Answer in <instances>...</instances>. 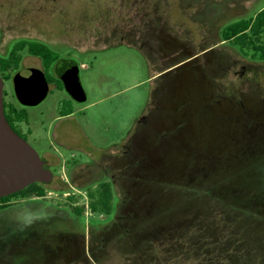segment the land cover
I'll return each mask as SVG.
<instances>
[{"label": "rangeland", "instance_id": "obj_1", "mask_svg": "<svg viewBox=\"0 0 264 264\" xmlns=\"http://www.w3.org/2000/svg\"><path fill=\"white\" fill-rule=\"evenodd\" d=\"M107 1L101 8L103 2L86 0H0V53L19 39H37L79 65L83 103L63 105L65 93L52 89L40 104L23 105L13 79L5 82L6 99L27 112L21 128L30 130L40 155L57 150L85 159L132 135L151 109L165 62L202 55L221 40L225 24L264 6V0ZM218 47L210 62L190 63L165 92L164 102L172 92L178 102L189 98V114L170 122L187 128L169 135L150 128L140 139L130 161L141 155L142 163L130 162L127 175L113 182L119 219L93 231L92 260L71 264H264V61L228 43ZM30 66L40 68L42 60L23 51L20 68ZM69 127L74 148L54 137ZM109 163L100 164L120 171ZM92 169V179L101 178L100 166ZM95 184L70 180L69 196L55 190L61 185L54 180L47 200L83 206L87 220L99 219L86 192ZM207 185L213 196L203 191Z\"/></svg>", "mask_w": 264, "mask_h": 264}, {"label": "flooded vegetation", "instance_id": "obj_2", "mask_svg": "<svg viewBox=\"0 0 264 264\" xmlns=\"http://www.w3.org/2000/svg\"><path fill=\"white\" fill-rule=\"evenodd\" d=\"M220 43L226 44L227 42L221 38L217 44L201 51L202 55L196 54L185 59L177 57L173 62H165L164 66H161L151 89V109L137 120L139 124L134 127L132 135H128L107 150L99 151L95 155H87L85 159H79L76 156L65 158L57 150L54 152L48 150L44 155H41L42 158L46 159L45 167L53 171V181L56 180L61 183L77 179L96 181L95 185L86 188V192L90 188L98 187L103 182H110L114 192V209L110 213H100L101 218L99 219L89 221L83 215L77 214L76 207L70 208L49 203L48 194L23 198L9 197V200L0 202V264H71L79 257L92 260L91 255L94 254L90 239H92L93 231L97 227L109 226V223L119 219L117 215L118 198L115 196L113 184L115 178L119 176L124 178L127 175L130 162L131 164L136 162L137 165H140L143 161L141 155L130 161L133 151L142 143L140 139L142 140L150 128H154L158 133L165 135L172 134L175 129L187 128L185 125H171L170 122L175 120L176 115L189 114V98L178 102L174 100L172 92L169 95L167 93V100L164 102L165 92L168 88L175 86L176 79L190 63L198 60L204 64L210 62L211 56L219 51L218 45ZM217 47L218 49H216ZM167 54L170 55L171 53ZM217 63L219 65L217 73H219L223 65L221 55L218 57ZM40 69L44 71L48 79L50 91L56 89L65 93L66 96L62 99L63 105L69 102L83 103L74 99L59 65L48 68L42 62ZM220 101L218 95L215 102L220 103ZM70 114H66V116ZM12 126L28 140L27 135L29 133L24 132L19 124L13 123ZM54 137L61 147L74 148L77 146V139L70 127L56 131ZM108 160L110 161L109 164H118L120 171L110 173L109 170L115 169L110 167L112 165H107L108 168L100 164L102 161ZM97 166H100L101 172L98 175L101 178L92 179L95 175L92 168Z\"/></svg>", "mask_w": 264, "mask_h": 264}, {"label": "trees", "instance_id": "obj_3", "mask_svg": "<svg viewBox=\"0 0 264 264\" xmlns=\"http://www.w3.org/2000/svg\"><path fill=\"white\" fill-rule=\"evenodd\" d=\"M81 0H79L80 2ZM88 2H103L101 8L105 7L107 0H86ZM106 1V2H105ZM222 40L226 41L235 49L239 50L246 56H251L254 59L264 61V6L256 11L254 14L235 19L224 25L221 31ZM39 57L45 66L52 67L59 65L63 61L59 48L37 39L22 38L14 42L11 49L6 53H0V75L4 78L5 82L12 80L13 76L10 71H19L20 63L22 60V52ZM7 92L4 95V106L6 116L11 123L21 124L28 119L27 112L24 108H19L16 102L8 101L6 99ZM73 112L70 107H67ZM30 132V130H27ZM54 182V181H53ZM52 183L46 184L35 182L28 187L15 192L11 195L0 198V202L9 200V197L16 196L17 198L31 197V196H44L49 191ZM60 187L56 188L57 192L68 193L71 196V191L66 187L67 182H60ZM203 191L206 195L213 196L215 192L211 186H205ZM88 197L90 198L89 208L94 214L102 212L110 213L114 209V192L110 182H103L96 188L87 190ZM230 205V204H229ZM231 206L237 210L234 204ZM77 214L85 215L86 208L83 206H75ZM84 218H86L84 216ZM83 224V223H82Z\"/></svg>", "mask_w": 264, "mask_h": 264}, {"label": "water", "instance_id": "obj_4", "mask_svg": "<svg viewBox=\"0 0 264 264\" xmlns=\"http://www.w3.org/2000/svg\"><path fill=\"white\" fill-rule=\"evenodd\" d=\"M59 67L74 99L78 102L86 101L77 62L63 60ZM13 82L18 101L27 106L40 104L50 91L44 71L37 67L22 68L15 74ZM4 95L5 80L0 75V198L35 182L50 184L54 179L53 171L45 167L46 159L9 122L5 113Z\"/></svg>", "mask_w": 264, "mask_h": 264}]
</instances>
